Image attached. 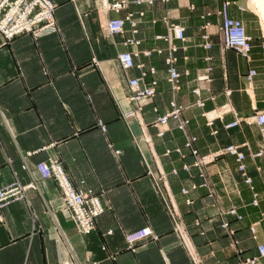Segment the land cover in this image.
<instances>
[{"label": "crops", "instance_id": "0c3cea01", "mask_svg": "<svg viewBox=\"0 0 264 264\" xmlns=\"http://www.w3.org/2000/svg\"><path fill=\"white\" fill-rule=\"evenodd\" d=\"M53 1L57 31L12 40L0 34V188L36 183L24 199L0 208V264H196L194 258L197 264H238L256 255L264 244V155H254L262 136L249 118L264 111V29L258 15L237 8L246 0H230L232 16L253 37L247 59L223 44V0H127L119 11L108 7L111 0ZM129 13L137 32L126 22L122 33L111 35L108 20ZM171 24L184 26L186 36L174 39L181 73L177 90L168 81L169 43L158 38ZM130 38L141 42L125 44ZM147 50L152 54L145 55ZM125 51L138 52L130 69L118 59ZM138 63L156 69L145 79L157 86L144 105L131 100L129 80L141 75ZM208 66L211 81L200 80ZM171 101L182 107L187 127L180 129L179 119L170 118L160 136L157 120ZM131 110L136 115L124 118ZM190 136L200 154L239 145L254 188L231 154L217 157L201 175L196 156L184 147ZM51 158L62 162L77 188L100 196L106 210L92 233H79L62 209L57 181L41 178L36 165ZM184 188L190 192L184 194ZM230 208L242 220L224 214ZM224 221L233 235L223 229ZM142 227L157 237L132 249L127 234Z\"/></svg>", "mask_w": 264, "mask_h": 264}, {"label": "built area", "instance_id": "2783aa9c", "mask_svg": "<svg viewBox=\"0 0 264 264\" xmlns=\"http://www.w3.org/2000/svg\"><path fill=\"white\" fill-rule=\"evenodd\" d=\"M137 3H153V0H136ZM230 0H223L222 7L219 11L221 16V35L222 41L226 48L234 49L239 55L244 58L249 59L251 56L253 48V37L247 32L245 23L242 19L235 18L230 12L231 6ZM127 0H111L108 2V7L112 10L119 11L126 7ZM56 3L53 0H1L0 1V34L6 39L12 40L15 37L22 34H32L34 37L44 36L53 33L58 30L55 10ZM129 22L133 28V32H137V21L133 17L132 13H129L126 18H111L107 22L108 32L113 34L122 33L125 28V23ZM158 38H162L169 43V56L166 58V63L168 66V81L170 82L173 89H179V80L181 73L177 68V57L175 52L178 46L174 43V39L185 40V28L180 24H171L168 28L166 35H159ZM204 38L208 41L209 35L205 34ZM140 40L136 38L128 39L125 44L139 45ZM206 47H210L207 42ZM157 52L161 53V49H157ZM145 55H151L152 51L147 50L144 52ZM138 55L137 51H125L119 54L118 59L121 65L125 69H130L136 64L134 62V57ZM210 58H208L209 60ZM137 67L141 70V75L137 77H132L129 80V85L132 91L131 100L138 102L140 105L148 103L156 92L157 81L152 80L150 83H146L145 79L148 74H154L156 72L155 67L151 66L148 69L145 68L143 63H138ZM212 67L208 66L206 73L199 77L200 80L211 81L210 72ZM256 71L250 70L247 75V81L252 84L253 77ZM197 95L200 94L199 89L194 91ZM229 93L231 91H228ZM199 106H204L205 102L201 99L197 101ZM182 107L178 105L175 101L170 102V109L164 114L160 115L157 120V125L159 126V135L162 136L167 130L168 121L170 118L179 119V128L186 129L188 120L181 118ZM157 111V108H155ZM135 111H127L124 114V118L128 119L135 116ZM214 117L209 118V123H213ZM252 122L258 125L261 136H262V148L257 151L255 156L264 155V111H259L255 115L249 118ZM103 131H106V125L100 121L99 122ZM237 122H233L228 126H234ZM196 141L195 136H190L184 144L185 148L191 150L192 154L196 156L194 165L198 167L201 171V175H204V168L211 162L215 161L217 157L223 154L234 155L240 171L245 175V181L251 185L253 189L252 178L247 175V164L245 163L246 155L240 149L239 145L230 144L226 147L210 153V154H200L199 150L194 147ZM176 152L183 155V148L177 147ZM116 153H120V150H116ZM172 152L171 149L166 151L167 154ZM37 170L40 173L41 178H53L57 181L61 193H62V209L67 213L69 218L74 222L76 229L81 234H90L96 229L97 218L106 210L104 204L102 203L100 196L96 194L93 190L79 189L72 182L69 174L66 172L62 162L59 159L51 158L49 161H41L36 165ZM183 169L189 171L190 165L186 164ZM179 170L177 168L173 169L174 174H178ZM203 186H209L208 181H204ZM36 187V183L31 182L27 185H23L18 181H15L5 187L0 188V208L5 207L13 201L21 200L26 197V190L29 188ZM196 185L192 186L195 188ZM184 194L190 192L189 189L184 188ZM188 203H192L191 198H187ZM254 205L259 204V194L254 192ZM173 208H171V211ZM225 214L233 215L238 220H242V215L238 213L236 208H231L225 212ZM173 215V213H172ZM174 217V215H173ZM176 222V220H175ZM222 227L227 231L229 235H233L235 229L230 226L229 221H224ZM177 230L181 233L179 225L176 223ZM252 232L256 233V227H251ZM111 232V231H109ZM153 237L156 239L157 236L154 235L149 227H142L134 230L127 234V240L132 249H135L139 242L145 241ZM184 240L185 237L183 236ZM189 248V247H188ZM258 253L255 256L246 257L239 261L238 264H264L262 258H264V244H258ZM197 264V261L194 258ZM64 264H69L66 261Z\"/></svg>", "mask_w": 264, "mask_h": 264}, {"label": "rangeland", "instance_id": "374dc122", "mask_svg": "<svg viewBox=\"0 0 264 264\" xmlns=\"http://www.w3.org/2000/svg\"><path fill=\"white\" fill-rule=\"evenodd\" d=\"M231 8V6H230ZM237 8L240 10V11H246L247 15H258L260 21L262 22V26H263V29H264V22L262 21L261 19V16L260 14L257 12L256 8L250 6V0H246V3L245 5H238ZM242 172V171H241ZM231 209V208H230ZM225 214V213H224ZM224 229V228H223ZM225 230V229H224ZM226 231V230H225ZM252 231V230H251ZM227 232V231H226ZM257 255V254H256ZM255 256V255H253ZM251 257V256H249ZM246 258V257H245Z\"/></svg>", "mask_w": 264, "mask_h": 264}, {"label": "bare ground", "instance_id": "6f19581e", "mask_svg": "<svg viewBox=\"0 0 264 264\" xmlns=\"http://www.w3.org/2000/svg\"><path fill=\"white\" fill-rule=\"evenodd\" d=\"M250 6L256 8L264 22V0H250Z\"/></svg>", "mask_w": 264, "mask_h": 264}]
</instances>
